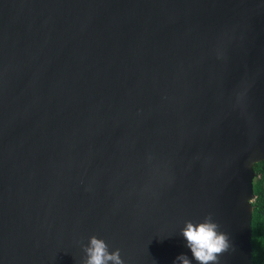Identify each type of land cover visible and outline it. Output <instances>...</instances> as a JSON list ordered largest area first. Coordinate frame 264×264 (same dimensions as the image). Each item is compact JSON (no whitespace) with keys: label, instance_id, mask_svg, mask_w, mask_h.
Instances as JSON below:
<instances>
[{"label":"water","instance_id":"obj_1","mask_svg":"<svg viewBox=\"0 0 264 264\" xmlns=\"http://www.w3.org/2000/svg\"><path fill=\"white\" fill-rule=\"evenodd\" d=\"M263 159L264 0H0V264H253Z\"/></svg>","mask_w":264,"mask_h":264},{"label":"clouds","instance_id":"obj_2","mask_svg":"<svg viewBox=\"0 0 264 264\" xmlns=\"http://www.w3.org/2000/svg\"><path fill=\"white\" fill-rule=\"evenodd\" d=\"M264 208V196L261 197V206ZM256 206L253 210V223L257 220ZM181 235L186 241V247L190 249L192 257L199 264H219V257L229 249L227 234L219 229L212 217L206 216L199 221L185 220L180 229ZM264 244V240H260ZM84 251L83 264H124L120 250H109V245L102 238L92 235L88 238L86 245H82ZM173 264H190L186 254H179Z\"/></svg>","mask_w":264,"mask_h":264},{"label":"trees","instance_id":"obj_3","mask_svg":"<svg viewBox=\"0 0 264 264\" xmlns=\"http://www.w3.org/2000/svg\"><path fill=\"white\" fill-rule=\"evenodd\" d=\"M255 177L253 179L254 198L252 201V218H251V238L252 247V263L264 264V244L260 240H264V208H262L259 219V211L261 206V197L264 196V159L254 165ZM254 205L257 211V220L253 223Z\"/></svg>","mask_w":264,"mask_h":264}]
</instances>
